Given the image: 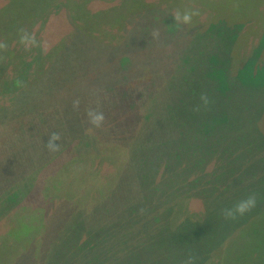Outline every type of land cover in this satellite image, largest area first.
Here are the masks:
<instances>
[{
    "label": "rangeland",
    "instance_id": "374dc122",
    "mask_svg": "<svg viewBox=\"0 0 264 264\" xmlns=\"http://www.w3.org/2000/svg\"><path fill=\"white\" fill-rule=\"evenodd\" d=\"M12 1L0 19L1 41L7 44L13 33L19 39L16 27L26 29L31 22L28 31L35 32L40 46L26 51L20 43L7 45L14 50L8 52L13 62L38 58L39 64L26 77L38 81L25 86L29 99L0 113V231L16 207L30 208L39 178L60 161L76 158L88 165L89 145L104 139L111 143L106 148L111 156L119 142L131 154L126 172L133 177L122 182L118 190L123 196L116 199L120 222L109 224L106 217L82 225L56 220L51 245L44 243L32 264H183L189 254L197 264L216 256L219 243L241 221L243 264H264V221L259 217L264 211V38L244 41L241 33L249 30L248 22L230 21L228 13L205 9L202 1L183 6L199 15L181 27L174 24L171 14L178 8L171 0H141L138 11L117 22L112 8L119 0H85L84 9L82 0H55L54 7V0ZM5 2L0 0V6ZM86 10L99 12L85 16L97 22L82 31L75 20H85ZM154 31L158 38L152 37ZM5 62L0 59V68ZM40 65L46 72L35 75ZM202 93L211 103L195 111ZM0 99L11 103L4 94ZM89 109L105 115L103 126L90 134ZM53 133L59 136L56 150L47 144ZM125 157L120 150L119 158ZM114 160L110 164L119 168ZM98 167L75 170H95L104 178L112 169ZM78 176L71 177L80 191L94 187ZM137 190L148 197L131 199ZM250 192L257 194V206L234 221L225 220L222 209ZM6 205H12L7 213ZM92 205H85L86 215ZM34 209L31 222L38 223V206ZM48 218L51 222L54 215L48 212ZM3 246L13 252L20 241L0 234V261ZM27 256H20L18 264Z\"/></svg>",
    "mask_w": 264,
    "mask_h": 264
},
{
    "label": "trees",
    "instance_id": "16d2710c",
    "mask_svg": "<svg viewBox=\"0 0 264 264\" xmlns=\"http://www.w3.org/2000/svg\"><path fill=\"white\" fill-rule=\"evenodd\" d=\"M74 1V0H73ZM85 0H82V8ZM173 4H176V7L181 11L184 10L185 5L194 6L197 4V1H202V7H206L205 9L210 10H218L222 13H228L229 17H231L230 21H237L238 23H242L244 21L248 22L249 30L243 31L241 34L245 36L244 41H248L250 38L263 39L264 38V0H171ZM12 0H6V2L0 6V19L7 13L5 7H8V4H11ZM141 4V0H119L118 4H115L112 8L113 14L115 16V22L122 21V17H124L125 13L130 12L131 10L138 11V6ZM55 6V0L53 2V6ZM75 6L80 9L78 5V1L75 2ZM84 9V8H83ZM99 11L94 13L85 11L84 19L85 20H75L76 26H81V30L83 31V27H85V31L93 28L97 22L95 20H87L85 17L87 14L97 15ZM36 19L33 22V25L37 23ZM82 21V23H81ZM28 30L31 28V22L27 25H24ZM23 28V26H17L18 30L17 34L19 36V30ZM260 32V33H257ZM240 36V35H239ZM10 38L7 39V45H15L19 43V39H15V34L9 35ZM37 38V37H36ZM1 41V39H0ZM19 45V44H18ZM236 45H234L235 47ZM234 49V48H233ZM264 50V49H263ZM14 50H5L0 57H3V62L5 57H9L8 63L5 62V66L0 68V75L3 71H7L10 68L11 72L8 73L4 78V80L0 77V95H6L10 104H3L0 99V113H4L5 115L16 105V101L20 102V99L28 100L29 96L23 93L25 86L28 84L29 87L35 84V79L32 82H28L27 78L28 73L33 64L38 60L34 58L30 59V61L26 62V60L20 61V66L17 68L18 61L14 60V56H9L8 52ZM233 51V50H232ZM16 53V52H15ZM22 62V64H21ZM37 64L39 62L37 61ZM41 66V65H40ZM41 68L38 70L36 67L34 68L35 75L37 73H45L46 69ZM45 68V67H44ZM225 72V71H224ZM237 73L235 68L232 69V73ZM12 74H14L12 76ZM20 75V76H19ZM43 77V75H42ZM39 78V79H42ZM249 77V76H248ZM38 78V77H37ZM237 79V78H235ZM36 85V84H35ZM29 92V91H28ZM22 94V95H21ZM20 96L19 100L17 98ZM4 101L6 100L5 97ZM11 100V101H10ZM117 102V100H115ZM9 106V107H8ZM3 121H0L2 123ZM97 146L89 145V162L88 165L94 167H98V171L101 168H104L105 165H110L111 170H109L108 174L104 176V178L100 177L99 172H95V170L83 171L84 168H87L88 165H82L81 162L74 158L69 160L68 162L60 161L58 165H56L55 169L51 170L49 173L43 175L40 179L39 187H36L37 194L34 197V200L31 205H34V208L38 206V214L40 219L37 222H31V217L36 215V210L32 208H28V204H21L20 206L15 208V212L13 217H9L5 220V231L3 230L0 234H10L16 237L18 241H20V247L16 249V251H11L8 246H3L2 250L4 251V257L0 264H18V258L28 256L26 258L25 263L22 264H32V260H34V253L39 251L40 247H44V243L51 240L52 229L54 228L56 220L57 222L64 220L70 225L73 224H84L85 222L94 223L98 221L101 223L106 217L108 223L110 224L113 220L118 219V213L121 209V205L116 202V199L122 197L123 195L119 193V187H122L123 183L130 182L129 179L133 177L126 169L131 159V154L127 153V146H124L119 142L118 147H113V155H110V152L106 151L108 146H111V143L108 141H104V139L97 140ZM122 147V149H121ZM96 149V150H95ZM120 150L126 151L125 158L120 157ZM117 151V152H116ZM264 151V150H263ZM107 152V154H104ZM92 154V156H91ZM130 155V157H129ZM114 158V162L118 166L120 163V167L116 168L111 165V160ZM96 162V163H95ZM67 167H69V172L67 171ZM78 167H82L83 169L79 170V173L76 171ZM76 169V170H75ZM41 172L42 169H41ZM79 175L78 178H82L83 182L90 185H94V187H90V189L79 190L76 187L77 181L74 180V175ZM69 175V176H68ZM99 179H102L99 181ZM96 183V184H95ZM141 182H138V186ZM95 185L97 187V192L94 190ZM144 192L133 193L130 195L131 199H136V201H140L142 198H146ZM94 201V205L91 206L88 212L89 214H85L87 212L85 210V205ZM157 202H163L162 199H159ZM7 203V202H6ZM19 205V204H18ZM52 205V206H51ZM12 206V205H11ZM11 206H7L5 210H1L3 212H8ZM48 212L51 215H54V218L51 219V222L48 218ZM2 213V212H1ZM0 213V215H2ZM5 213V214H6ZM4 214V215H5ZM261 220L264 221V211L259 215ZM18 224L22 226L20 228L17 227ZM10 226L9 231H7ZM11 227L13 230L11 231ZM79 226H77L78 228ZM234 233L230 235L228 238H225L222 242L219 243L217 247L216 256L211 255V257L201 258V262L197 264H243V221L235 224ZM37 241V242H36ZM57 244V243H55ZM48 245H51L48 242ZM34 247V250L29 255V250Z\"/></svg>",
    "mask_w": 264,
    "mask_h": 264
},
{
    "label": "clouds",
    "instance_id": "9594fccd",
    "mask_svg": "<svg viewBox=\"0 0 264 264\" xmlns=\"http://www.w3.org/2000/svg\"><path fill=\"white\" fill-rule=\"evenodd\" d=\"M172 17L175 21L177 27L181 26H190L193 23L194 17L199 15V11L196 9H185L183 11L177 9L172 14ZM153 38L159 37V32L154 31L152 33ZM19 43L24 47L26 51H30L33 47L40 46L37 41L35 32H29L25 28L19 30ZM7 49V44L3 41H0V51H5ZM46 50V49H45ZM3 59V57H0ZM201 101L200 104L196 106L195 111H200L201 108L207 109L210 102V99L206 93H202L199 97ZM79 100L73 101V108H79ZM88 118V123L91 125L86 132L91 133L93 129L101 128L105 122V115L102 111L96 109H89L86 113ZM59 139V136L53 133L48 139V147L51 150H56L57 145L55 142ZM257 206V194L255 192H250L245 198L237 201L231 207L222 209V216L225 220H236L239 217H243L246 214L250 213ZM183 264H196V257L189 254L187 258L183 261Z\"/></svg>",
    "mask_w": 264,
    "mask_h": 264
}]
</instances>
